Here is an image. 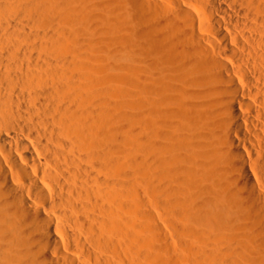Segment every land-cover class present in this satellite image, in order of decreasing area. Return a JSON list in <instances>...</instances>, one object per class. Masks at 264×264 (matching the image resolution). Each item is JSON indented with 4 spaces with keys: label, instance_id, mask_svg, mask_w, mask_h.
<instances>
[{
    "label": "bare ground",
    "instance_id": "bare-ground-1",
    "mask_svg": "<svg viewBox=\"0 0 264 264\" xmlns=\"http://www.w3.org/2000/svg\"><path fill=\"white\" fill-rule=\"evenodd\" d=\"M166 1L140 2L143 47L106 27L120 0L97 15L94 0H0V264H120L119 247L185 264L162 257L178 252L169 225L189 264H264V0ZM213 203L217 231L201 223ZM124 210L161 244L128 238ZM242 236L255 253L231 249Z\"/></svg>",
    "mask_w": 264,
    "mask_h": 264
},
{
    "label": "rangeland",
    "instance_id": "rangeland-1",
    "mask_svg": "<svg viewBox=\"0 0 264 264\" xmlns=\"http://www.w3.org/2000/svg\"><path fill=\"white\" fill-rule=\"evenodd\" d=\"M110 1H116V0H94V3H91V7H90V9H92V11L91 10H89L90 12H91V14H96L97 12L99 13V11H101V12H103V11H105V9L106 8H108L111 4V2ZM123 1L124 0H120V2H122V4H121V7H124V9L125 8H127V10H128V16H129V25L128 26H130V28H132V31H133V34H131L130 32H128V31H126V27H127V25H126V23H125V21H124V19H122V16H124V13L127 11V10H124L123 8H121V10H115L112 14H110L109 16H107L108 17V21H107V28H108V26L109 27H112V28H117L118 30L120 29L121 30V33L124 35V36H126L132 43H134V44H138V45H141V46H143V47H147L148 46V43H149V36L147 35V33H146V30L148 29V26H150L151 25V22H146L145 21V23L146 24H143L144 23V18H145V16H147V15H145L144 13H146L147 14V10L145 11V9H142V7H140L141 6V4H140V2L141 1H143L146 5H147V3L150 5V4H152V5H155V4H158L159 5V7H154L156 10H158V12L160 13V7H169L170 9L172 8V6H170V2L169 1H164V0H134L133 2H129L128 3V6L127 7H125L124 6V4H123ZM202 0H199V4L201 3V4H206V5H208L207 3V1H204V2H201ZM118 2V1H117ZM123 5V6H122ZM71 7H72V9L74 8V9H76V10H82L83 9V5L81 4V3H73V4H71ZM189 7H191V6H187L186 7V9L187 10H191L192 8H189ZM185 8V7H184ZM139 9V10H138ZM144 11H142V10ZM136 10V11H135ZM173 10H175V9H172V11ZM138 11H142V13H143V15H145V16H143L141 13H139ZM81 12V11H80ZM138 12V13H137ZM58 12H45V15L46 16H59V13L57 14ZM135 13H136V15H135ZM139 16H138V15ZM97 15V14H96ZM142 17H144L143 19H141ZM141 20H143V21H141ZM108 22L110 23V25L108 24ZM143 22V23H142ZM154 21H152V23H153ZM98 26V25H97ZM96 26V31L97 32H99L100 34H97V35H99V36H97L96 34H95V29H94V34L95 35H91V32L90 31H84L85 33L84 34H86V36H87V38H88V40L92 43V44H94L95 45V47H96V49L95 50H93L92 52H94L96 55H98V56H103V47H102V44L101 45H98L99 43H96L95 41H91L92 40V38H91V36H93V37H99V39H101L102 37H101V34L102 33H104L103 34V40L102 41H104V42H106V43H109V41L110 42H114V37L113 38H111L112 37V35L113 34H111V32L113 31V30H111V32L109 33V30H107V28H106V32L104 31V29L102 30V26H100V24H99V28ZM147 28V29H146ZM98 29V30H97ZM110 29V28H109ZM113 33V32H112ZM115 33V32H114ZM116 34H114L113 36H115ZM111 38V39H110ZM98 39V40H99ZM110 39V40H109ZM113 39V40H112ZM109 40V41H108ZM94 42V43H93ZM97 42H101V40H99V41H97ZM102 43V42H101ZM105 43V44H106ZM105 44H103V45H105ZM90 45V44H89ZM125 164H128V165H126V166H129L128 168L127 167H125V165H123L122 167H121V170L122 171H124V172H126V173H128V174H134V173H132L133 171H134V169H135V166L132 164V163H125ZM129 169H130V171H129ZM124 172H122L123 174H124ZM135 172V171H134ZM142 178H144V182H146V181H148L149 182V180H147V178L148 177H144L143 175H140ZM129 178V177H128ZM141 178V179H142ZM149 179V178H148ZM141 181V180H140ZM122 182H123V185L124 186H128V184L131 186V189H130V187L128 186V188H126V187H123L122 189H119L120 190V197H121V194H122V198H120V200L121 201H124V197H125V195L127 194L126 192H128V191H130V190H132V188H133V186L132 185H135L134 184V182H133V180L131 179V178H129V179H126V177H123L122 178ZM142 182H143V180H142ZM142 183V185H145V183ZM141 183V182H140ZM148 184V183H147ZM144 187V191H146L148 194H149V191H148V188H146L145 186H143ZM120 188H121V186H120ZM125 188V189H124ZM130 189V190H129ZM126 190V191H125ZM129 193H132L133 194V191H131V192H129ZM131 195V194H130ZM130 201V200H129ZM131 204H132V202H131ZM221 204V205H220ZM219 207L220 206H222L223 204L220 202V203H218L217 204ZM217 206V207H218ZM224 206V205H223ZM219 207L218 208H216L215 207V204L213 203L212 204V206L211 207H209V209H208V214L209 215H206V217H204L203 219H202V221H201V223H203V225L205 226V225H208L209 224V228L211 229V227H212V230L213 231H217V230H219V227H220V229H222V224L219 222L220 221V219H223L224 217H225V214H224V211L225 210H223V207L222 208H220L219 209ZM225 208V207H224ZM125 211H126V213H125ZM128 211V212H127ZM138 211H140V210H138ZM129 212H131V211H129V210H124V211H122L121 212V214L122 215H124V216H122L123 217V219H124V221L125 220H127L129 223H128V225H127V221H125V223H126V227L127 228H130V229H127V233H126V235H127V237L128 238H130V237H133L132 235H134V234H137V236L139 235V237L141 238V237H143V238H147V237H149L150 239H152V243L153 242H156L157 243V245L160 243L161 244V242L157 239V237L148 229V226L146 225L145 226V220L143 219L144 217L143 216H141V214L138 212L137 213V210H134L133 212H131V215H130V213ZM226 212V211H225ZM129 213V214H128ZM132 213H134V215H132ZM136 213H137V215H136ZM127 216H128V218H127ZM138 217H140V218H142L141 220H140V218L139 219H137ZM126 218V219H125ZM131 219V220H130ZM164 219H165V216H164ZM176 219V220H175ZM174 219V221L177 223L178 222V219L177 218H175ZM133 220H135V221H133ZM222 221V220H221ZM131 222V223H130ZM135 222V223H134ZM137 223V224H136ZM141 223H143L144 224V226L141 224ZM167 223V226L169 225L168 224V222H166ZM133 225H135V229H134V226ZM141 227V228H138V227ZM219 226V227H218ZM136 227H137V229H136ZM169 231H170V236L172 237V241L174 242V244H176V247H178V252H176V253H174L173 254V252L172 251H162L161 252V254L162 253H166V258H167V255L169 256V257H174V256H176V254H177V257H180L179 259L177 258V257H174V258H177L179 261H180V259H181V257L184 255V258L182 257V259H181V262L182 263H185V264H187L190 260H188L189 258H187L188 256H187V247H188V245H191L192 244V239L187 235V234H185V233H183V232H181V231H176L177 229L175 228V227H171L170 225H169ZM218 228V229H217ZM139 229V230H138ZM130 230V231H129ZM134 230V231H133ZM150 231V232H149ZM137 232V233H136ZM143 232H145V233H143ZM133 233V234H132ZM132 234V235H131ZM151 234H153V235H151ZM141 235H143V236H141ZM130 236V237H129ZM152 236H154V237H156V239H153V238H151ZM130 239H132V238H130ZM139 239V238H138ZM141 240H143L144 241V239H140V242H141ZM153 240H158V242L157 241H153ZM241 240L243 241V242H241V243H238V241L236 240V241H234L235 243H233L232 242V244L230 245V247H231V249H235V248H238V247H240L241 249H244V250H246V251H248L249 253H252V251H254V250H256V246L255 245H253L254 243H252L251 244V242L247 239V238H243V236L241 237ZM142 241V242H143ZM181 242H182V244H183V246H182V248H181ZM185 242H187V244L185 245ZM144 243V244H143ZM142 244H141V247H142V250H143V252H144V250H147V251H149V248L146 246V244H145V241L143 242ZM154 245H155V243H153ZM181 244V245H180ZM234 244V245H233ZM147 248H146V247ZM184 246H186V247H184ZM238 246V247H237ZM255 247V248H254ZM121 247H119V248H115L116 249V251L114 250V252H116L117 254H119L118 252L120 251V253L122 252V254H119V255H126L125 257H127L126 259L128 260L127 262H125V257H123L122 256V258H120V260H118L116 257H118L119 255H117L115 258H116V261L118 260V262H120V264H122L123 262H124V264H128V262H129V264H131V263H133L132 261H129V256H128V250L126 249L125 250V248H124V250L123 249H120ZM143 248H145V249H143ZM185 248V249H184ZM215 248H217V249H219V250H222L223 249V251H224V249H225V247L223 248V246H220L219 248L217 247V245H216V247ZM210 250L212 249V250H214V246L212 247H210L209 248ZM119 250V251H118ZM122 250V251H121ZM243 250V251H244ZM118 251V252H117ZM147 251H146V253H147ZM186 251V252H185ZM168 252V253H167ZM126 253V254H125ZM254 253H255V251H254ZM178 254H179V256H178ZM180 254H181V256H180ZM163 255H165V254H162V257H164ZM171 255V256H170ZM164 257V258H165ZM125 260H124V259ZM185 258H187V261H186V259ZM241 259H243V258H241ZM189 263H191V262H189ZM188 263V264H189Z\"/></svg>",
    "mask_w": 264,
    "mask_h": 264
}]
</instances>
